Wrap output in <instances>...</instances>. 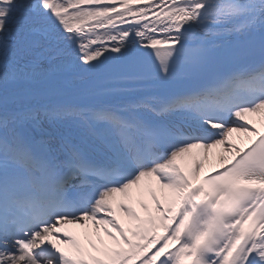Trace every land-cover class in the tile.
<instances>
[{
    "label": "snow or ice",
    "instance_id": "1",
    "mask_svg": "<svg viewBox=\"0 0 264 264\" xmlns=\"http://www.w3.org/2000/svg\"><path fill=\"white\" fill-rule=\"evenodd\" d=\"M262 129L264 0H0V264H264Z\"/></svg>",
    "mask_w": 264,
    "mask_h": 264
},
{
    "label": "bare ground",
    "instance_id": "2",
    "mask_svg": "<svg viewBox=\"0 0 264 264\" xmlns=\"http://www.w3.org/2000/svg\"><path fill=\"white\" fill-rule=\"evenodd\" d=\"M253 119L258 120V117H253ZM259 126V123L257 124ZM233 139L235 140L236 143L241 144V146H244L247 143V138L242 137V134L239 133H234L233 134ZM222 149H214L213 150V157L211 158L210 161L206 162L205 164V172L213 170L215 167L218 166V158L219 155L221 154ZM74 228V227H72Z\"/></svg>",
    "mask_w": 264,
    "mask_h": 264
}]
</instances>
